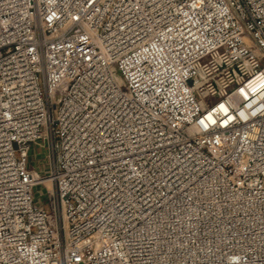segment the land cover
I'll use <instances>...</instances> for the list:
<instances>
[{
    "label": "built area",
    "instance_id": "built-area-1",
    "mask_svg": "<svg viewBox=\"0 0 264 264\" xmlns=\"http://www.w3.org/2000/svg\"><path fill=\"white\" fill-rule=\"evenodd\" d=\"M0 264H264V0H0Z\"/></svg>",
    "mask_w": 264,
    "mask_h": 264
},
{
    "label": "rangeland",
    "instance_id": "rangeland-1",
    "mask_svg": "<svg viewBox=\"0 0 264 264\" xmlns=\"http://www.w3.org/2000/svg\"><path fill=\"white\" fill-rule=\"evenodd\" d=\"M46 150H47V146L42 143L36 144L32 147L30 152V162L32 166H35L38 160L43 159V156H45V154L47 153ZM37 189H38L37 190L38 200L44 202L47 198L46 191L42 186H39ZM48 210H50L49 207Z\"/></svg>",
    "mask_w": 264,
    "mask_h": 264
},
{
    "label": "bare ground",
    "instance_id": "bare-ground-1",
    "mask_svg": "<svg viewBox=\"0 0 264 264\" xmlns=\"http://www.w3.org/2000/svg\"><path fill=\"white\" fill-rule=\"evenodd\" d=\"M45 184H46V186L48 187V189L50 191L53 190L52 183H51V181L49 179L45 180Z\"/></svg>",
    "mask_w": 264,
    "mask_h": 264
}]
</instances>
